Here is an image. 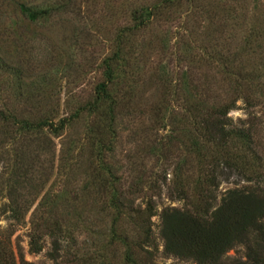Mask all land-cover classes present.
<instances>
[{
	"label": "rangeland",
	"instance_id": "374dc122",
	"mask_svg": "<svg viewBox=\"0 0 264 264\" xmlns=\"http://www.w3.org/2000/svg\"><path fill=\"white\" fill-rule=\"evenodd\" d=\"M17 3L51 7L54 12L33 24L21 17ZM159 6L149 20L140 17L143 8ZM141 18L146 25L136 28ZM261 29L264 0H172L169 4L163 0H0L1 65L10 67V73L0 69V109L34 124L72 120L57 136L44 130L19 134L17 140L4 135L8 129L0 123V230L13 233L18 261L71 264L103 256V263L126 264V247L119 242L109 246L116 215L105 208L107 197L92 176L101 163L100 146L105 151L101 158L120 179L117 187L130 195L136 192L131 196L134 208L143 211L150 199L154 203L150 246L135 214L116 228L138 246L137 259L197 264L167 255L160 235L162 212L184 209L187 204L171 198L175 177L183 175L190 197L203 179L197 157L187 148L186 88L196 85L203 96L209 87L212 105L234 100L236 108L229 117L235 126L256 118L255 142L264 158ZM255 31L259 37L252 46L247 39ZM120 37L124 69L110 87L119 105L109 130V121L100 123L99 116H90L83 108L96 99L98 86L106 81L104 61L113 56ZM243 74H254L256 79L243 84L240 94L236 89L244 83ZM248 100L258 105L252 114ZM165 102L171 115L162 121L157 108ZM94 124L99 130L94 127L92 134ZM165 181L161 191H152ZM236 187L233 181L222 182L216 191L217 205L225 192ZM11 198L23 208L20 222L8 218L10 212H2ZM36 227L43 236L40 253L30 248ZM60 230L66 242L59 258L53 259L50 234ZM245 252L237 246L225 260L245 259Z\"/></svg>",
	"mask_w": 264,
	"mask_h": 264
},
{
	"label": "trees",
	"instance_id": "16d2710c",
	"mask_svg": "<svg viewBox=\"0 0 264 264\" xmlns=\"http://www.w3.org/2000/svg\"><path fill=\"white\" fill-rule=\"evenodd\" d=\"M163 1L169 4L172 0ZM159 8L161 7L143 8L140 17L145 16L146 20H149L159 12ZM17 9L21 17L33 24L49 19L54 12L51 7L40 8L24 3H17ZM135 20L138 21V18ZM142 20L143 18L136 28L146 25ZM261 30L264 32V29ZM258 35V31L252 33L247 39L248 44L253 46ZM123 47L122 37L113 56L104 61L106 81L98 86L96 99L83 108V111L90 116H99L100 123L104 119L109 121L110 124L106 126L109 130L113 128L114 114L119 105L110 87L115 85L123 74ZM1 60L0 57V69L10 73V67L5 65V62L1 65ZM240 77L243 78L244 83L237 87L236 92L242 94L243 84L256 77L254 74H243ZM208 88L206 87V90L210 91ZM207 91H204L205 95L200 96L198 86L191 84L186 88L185 133L189 135L190 140L187 148L197 157L198 170L203 179L194 189L195 195L191 197L186 189V181L181 177L182 174L172 181L174 191L170 192L171 198L185 201L187 204L184 209L167 208L162 212L160 235L165 243V252L167 255L197 264H264V158L259 155L255 142L256 127L253 121L256 118H252L250 123L241 122L240 126H235L229 114L236 108V102L232 100L230 103L212 105ZM173 92L174 89L172 94ZM248 102V111L250 110L252 114V110L258 105L249 100ZM157 112L162 116V121L166 116L171 115L167 102L157 108ZM71 121L66 118L61 120L59 125H55L46 119L34 124L28 120L19 121L15 114L0 109V123L4 125V129H8L5 130L4 135L13 140H17L16 136L19 134L23 136L44 130L57 136L68 128ZM95 124L90 128L92 134L95 132L93 128L97 127ZM12 125L16 127L10 128ZM109 151L110 149L107 152ZM104 153L105 151H101L99 146L98 156L101 163L94 168L92 176L94 184L103 189V194L107 197L105 208L112 210L116 215L109 246L119 242L126 247V264H152L150 259L145 261L137 259L138 246L132 245L129 236L123 232L119 233L116 228L124 219L135 214L137 217L134 218H137L138 227H141L145 244L150 246V221L156 216L154 203L150 199L143 211L136 210L131 199L136 192L130 195L117 187L120 179L113 173V169L105 159L101 158ZM231 181L237 187L225 192L220 204L217 205V189L222 182ZM243 182L245 185L239 187ZM162 186H166V181L163 185L153 186L152 191L156 189L161 191ZM10 200V204L5 206L2 212L4 214L10 212L8 218L20 222L23 219V208L17 199ZM61 233L60 230L59 233L50 234L53 239L54 253L51 255L53 259L59 258L62 244L66 242ZM12 237V232L0 230V264H32L23 259L18 261ZM42 237V232L36 227L30 240L33 253L42 251L40 244ZM237 246L245 248V259L225 260L227 253ZM105 259L103 256L98 258L92 256L74 260L71 264H106L103 263Z\"/></svg>",
	"mask_w": 264,
	"mask_h": 264
}]
</instances>
